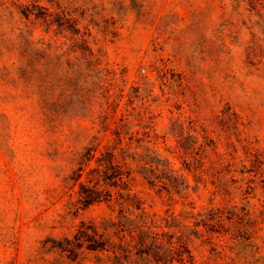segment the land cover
I'll use <instances>...</instances> for the list:
<instances>
[{
    "label": "rangeland",
    "instance_id": "obj_1",
    "mask_svg": "<svg viewBox=\"0 0 264 264\" xmlns=\"http://www.w3.org/2000/svg\"><path fill=\"white\" fill-rule=\"evenodd\" d=\"M15 1L0 0V264H46L38 254L44 240L68 236L80 221H98L110 212L106 203L95 204L60 224L67 213L66 179L94 133L97 111L93 105L85 115L71 97L83 84L84 38L94 52L102 51L104 62L118 72L117 82L133 95V106L151 121L158 135L151 145L182 169L197 209L222 205L224 198L213 193L211 177L202 180L185 167V161L201 157V149L179 150L169 133L173 121L182 123L176 135L186 148L198 140L207 151L217 145L226 154L230 136L235 144L239 137L249 139L264 151V75L248 74L243 63V44L251 37L245 0H38L48 9L46 22L22 16L19 4L33 0ZM22 30L47 45L49 122L39 106L37 81L20 75ZM157 67L165 69V77ZM228 106L237 117H229ZM215 159L209 154L208 165ZM131 182L147 210L182 209L179 196L175 204L138 173ZM256 184L250 203L261 212L264 178ZM235 198L242 206L241 197ZM200 244L197 238L189 243L199 259ZM209 249L205 246L206 256Z\"/></svg>",
    "mask_w": 264,
    "mask_h": 264
},
{
    "label": "trees",
    "instance_id": "obj_2",
    "mask_svg": "<svg viewBox=\"0 0 264 264\" xmlns=\"http://www.w3.org/2000/svg\"><path fill=\"white\" fill-rule=\"evenodd\" d=\"M245 1L250 15L244 24L250 28L251 37L243 44L244 67L248 74L264 75V0ZM6 3L16 5L17 1ZM19 5L27 20L35 16L46 22L48 9L38 0ZM17 38L20 56L25 59L20 75L37 81L39 106L44 120L49 122L45 39L33 41L28 30H22ZM83 43L79 73L83 84L71 97L85 115L93 105L97 111L94 133L66 179L67 213L60 224L66 226L68 216L95 204L106 203L110 212L98 221H80L68 236L44 240L38 248L40 260L46 264H264V210H253L250 203L257 179L264 178V151L249 139L241 141L239 137L235 144L230 136L226 154L220 153L217 145L207 151L198 140L186 148L181 144L182 137L176 135L182 123L179 119L173 121L169 133L176 136L179 150L184 148L185 153H190L201 149V157L185 161V167L202 180L205 175L211 177L213 193L224 198L222 205L197 209L188 199L193 187L182 169L175 168L168 156L151 145L158 135L141 108L133 106V95L117 82V70L104 62L101 50L94 52L85 38ZM156 70L159 77H165V69ZM92 76L95 82L89 85ZM227 112L230 118L237 117L230 106ZM212 153L216 159L208 165L207 158ZM133 172L158 192L166 191L175 204L179 196L182 209L177 212L169 208L163 214L147 210L133 192ZM238 195L242 206L235 203ZM194 238L201 242L200 259L189 245ZM207 245L210 249L206 256Z\"/></svg>",
    "mask_w": 264,
    "mask_h": 264
}]
</instances>
